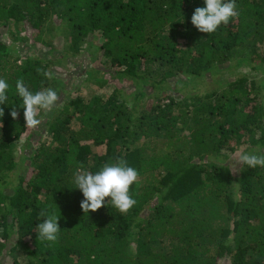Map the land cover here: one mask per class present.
Segmentation results:
<instances>
[{
    "label": "trees",
    "instance_id": "16d2710c",
    "mask_svg": "<svg viewBox=\"0 0 264 264\" xmlns=\"http://www.w3.org/2000/svg\"><path fill=\"white\" fill-rule=\"evenodd\" d=\"M235 2L206 34L203 0H0V264H264V167L238 162L264 153V0ZM17 80L59 95L34 129ZM118 157L137 203L83 213L75 174Z\"/></svg>",
    "mask_w": 264,
    "mask_h": 264
},
{
    "label": "clouds",
    "instance_id": "9594fccd",
    "mask_svg": "<svg viewBox=\"0 0 264 264\" xmlns=\"http://www.w3.org/2000/svg\"><path fill=\"white\" fill-rule=\"evenodd\" d=\"M203 7H196L191 15V24L201 33L211 34L221 24L227 25L231 18L237 17V5L235 0H203ZM45 78H53V73L38 69ZM9 85L4 79H0V104L8 99L7 90ZM16 92L22 100L20 105L23 108L24 124L29 128H36L41 123L38 119L39 110H51L59 100L56 90L47 88L33 93L23 83L17 80ZM4 109L0 108V117H3ZM13 119H16L18 112L13 109L10 112ZM2 126V124H0ZM238 162L250 168L264 167V153L256 154L241 152L238 155ZM139 173L128 165L123 158H117L115 163H105L95 174L88 171H78L74 177L75 187L83 195L80 208L83 213L97 211L105 203L111 204L121 214L127 212L137 203L130 195V186L138 181ZM105 198H108L105 201ZM44 217L42 222L36 225L37 239L41 242L55 243L58 240L60 226L59 215L48 214L45 211L39 213Z\"/></svg>",
    "mask_w": 264,
    "mask_h": 264
},
{
    "label": "rangeland",
    "instance_id": "374dc122",
    "mask_svg": "<svg viewBox=\"0 0 264 264\" xmlns=\"http://www.w3.org/2000/svg\"><path fill=\"white\" fill-rule=\"evenodd\" d=\"M1 38H2V39L4 38L5 40H10L8 34H6V33L3 34V35L1 36ZM248 67H249V66H247V65H240L239 67H236V69L232 70L231 74L233 75V74L236 73V72H237V73H240V72H248ZM95 73H96V74H100V73H101V70H97V71H95ZM231 74L229 73V71H225V72L222 73V75L225 76V77H229ZM217 76H219V74H218ZM58 82H59V81H58ZM204 86L206 87V84H205V85H204V84H201L200 87L198 88V91H199V92L204 91ZM196 92H197V91H196ZM19 145H20V143H18L17 146H19Z\"/></svg>",
    "mask_w": 264,
    "mask_h": 264
}]
</instances>
